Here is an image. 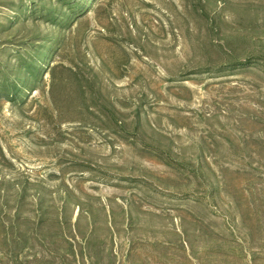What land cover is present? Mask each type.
<instances>
[{
	"label": "rangeland",
	"instance_id": "rangeland-1",
	"mask_svg": "<svg viewBox=\"0 0 264 264\" xmlns=\"http://www.w3.org/2000/svg\"><path fill=\"white\" fill-rule=\"evenodd\" d=\"M0 264H264V0H0Z\"/></svg>",
	"mask_w": 264,
	"mask_h": 264
},
{
	"label": "trees",
	"instance_id": "trees-1",
	"mask_svg": "<svg viewBox=\"0 0 264 264\" xmlns=\"http://www.w3.org/2000/svg\"><path fill=\"white\" fill-rule=\"evenodd\" d=\"M26 63V62H25ZM24 63V65H23V67H25L26 68V72L31 76V78H33L34 76H36L37 75V73H36V71H35V69H37V67H29L28 66V64H25ZM54 70H55V67H53L52 69H51V73L53 74V72H54ZM36 80H38V79H36ZM9 85H6V88L9 90V88H14V89H18V87H17V85H16V82H14V83H8ZM20 85H22V86H27V83L26 82H24L23 81V83H20ZM6 89V90H7ZM7 96H9L8 94H7Z\"/></svg>",
	"mask_w": 264,
	"mask_h": 264
}]
</instances>
